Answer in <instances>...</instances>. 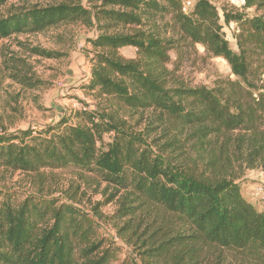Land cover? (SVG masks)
<instances>
[{
  "label": "trees",
  "instance_id": "obj_1",
  "mask_svg": "<svg viewBox=\"0 0 264 264\" xmlns=\"http://www.w3.org/2000/svg\"><path fill=\"white\" fill-rule=\"evenodd\" d=\"M12 1L0 0V9ZM87 2L88 7L13 5L0 14V41L76 24L96 33L86 39L89 77L79 87L94 104L79 101V111L42 131L2 129L0 170L94 174L115 194L124 192L117 220L118 214H133L126 203L171 213L178 228L152 233L141 243L140 254L150 264H199L205 247L219 252L211 264H264V213L242 197L241 177L232 174L233 162L242 170H264V18L240 12L260 11L264 0L220 11L210 0H198L187 12L182 0ZM230 24L247 34L236 37L238 51L223 32ZM195 46L224 60L234 80H219L212 88L175 80L167 68L169 53ZM123 48L134 49L136 58H123ZM146 111L152 124L167 131L156 153L145 131L135 132L125 116ZM107 135L111 140L104 144ZM68 202L41 191L0 189V264H112L115 250L93 241L92 221L72 198Z\"/></svg>",
  "mask_w": 264,
  "mask_h": 264
},
{
  "label": "rangeland",
  "instance_id": "obj_2",
  "mask_svg": "<svg viewBox=\"0 0 264 264\" xmlns=\"http://www.w3.org/2000/svg\"><path fill=\"white\" fill-rule=\"evenodd\" d=\"M197 1L182 0L189 2L191 7ZM210 2L219 11L222 6L240 9L243 5L239 0ZM61 3L89 6L87 0H14L0 9V14L7 13L13 5L25 8ZM240 12L249 17L264 18V8L258 12L253 9ZM167 19L159 23H165ZM243 31V27L235 24L223 27L226 39L234 51H238L236 37L242 33L243 37L247 36ZM95 35L94 30L76 24L0 41V131H42L63 117H68L70 112L79 111V101L94 104L92 98L79 87L89 77L86 58L90 46L86 39H93ZM33 49L50 51L58 56L45 58L35 55ZM176 51H181V54ZM119 54L127 60L136 58V51L132 48H123ZM167 68L175 71V80L189 87L212 88L219 80H234L226 62L208 56L201 46L180 47L170 52ZM262 79L264 81V71ZM151 115L146 111L144 115L126 113L125 116L129 124L134 125L132 127L135 132L145 131V141L156 153L168 140L167 131L162 124H152ZM110 140V135L105 136L104 144ZM229 153L233 155V146ZM229 172L227 169L223 175H229ZM233 173L241 177L237 183L242 197L256 211L264 213V170H242L238 163L233 162ZM0 189H15L26 195L41 191L64 203H70L68 200L72 198L75 207L92 221L93 241L99 243L101 248L110 246L115 250L116 257L112 264H150L146 255L140 254L144 252L141 243L152 233L173 232L179 226L176 217L164 209L154 205L137 206L136 203H126L135 208L133 214L122 219H119L118 214L117 220L116 214L122 209L124 192L115 194L111 187L100 183L94 174L81 173L71 168L44 171L36 175L0 170ZM218 253L214 247L203 248L199 264H211Z\"/></svg>",
  "mask_w": 264,
  "mask_h": 264
},
{
  "label": "built area",
  "instance_id": "obj_3",
  "mask_svg": "<svg viewBox=\"0 0 264 264\" xmlns=\"http://www.w3.org/2000/svg\"><path fill=\"white\" fill-rule=\"evenodd\" d=\"M239 2L244 5V0H239ZM190 8H191V4L189 2H186L184 4L183 11L184 12H187V11H189Z\"/></svg>",
  "mask_w": 264,
  "mask_h": 264
}]
</instances>
